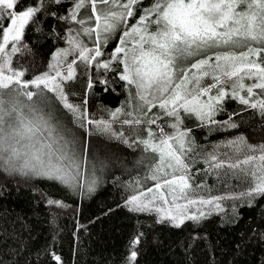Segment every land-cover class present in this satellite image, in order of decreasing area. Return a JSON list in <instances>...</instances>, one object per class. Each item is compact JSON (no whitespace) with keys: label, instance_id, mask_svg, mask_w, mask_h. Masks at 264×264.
Returning a JSON list of instances; mask_svg holds the SVG:
<instances>
[{"label":"snow or ice","instance_id":"1","mask_svg":"<svg viewBox=\"0 0 264 264\" xmlns=\"http://www.w3.org/2000/svg\"><path fill=\"white\" fill-rule=\"evenodd\" d=\"M143 2L0 0V173L91 193L95 166L85 165H90L93 133L129 148L142 146L148 155L137 163L146 175L129 183L133 194L123 206L179 228L206 218L203 208L219 209L225 198L189 196L196 162L242 175L250 183L248 195H264V143H249L240 133L211 151H198L193 129L185 126L191 120L197 127L238 129L234 118L249 110L264 121V0H149L142 7ZM43 15L64 25L68 46L43 66H26L21 57L31 49L25 30ZM113 38L115 45L103 59ZM107 73L124 82L128 100L97 117L89 111L88 97L96 84L108 90ZM228 99L241 108L217 121ZM123 126L140 127L143 136L128 137ZM45 203L66 207L47 196ZM142 236L129 241L125 264H136ZM47 255L52 264H64L54 250Z\"/></svg>","mask_w":264,"mask_h":264},{"label":"trees","instance_id":"2","mask_svg":"<svg viewBox=\"0 0 264 264\" xmlns=\"http://www.w3.org/2000/svg\"><path fill=\"white\" fill-rule=\"evenodd\" d=\"M148 2L144 0L141 6H147ZM65 34L62 23L43 15L36 25L25 30L23 39L31 54L21 60L26 61V66L32 63L43 66L52 53L68 46L62 38ZM86 42L91 46V41ZM114 45L115 38L104 49L103 59L108 58ZM82 71L77 69L78 73ZM106 75L111 81L108 90L96 84L88 97L89 111L97 117L104 110L124 106L128 100L124 82L114 73ZM83 83L81 76L78 86L81 93ZM74 100L79 103L80 97ZM240 108L236 101L225 100L224 111L215 119L225 121ZM234 119L240 128L230 129L219 124L197 127L191 120H185V126L193 129L198 151L200 148L211 151L213 145L240 133L249 143H264V121L252 110ZM115 127L121 128L119 124ZM121 130L128 137L143 136L140 127L133 131L123 126ZM141 148H129L118 140L93 133L87 154L90 165H85L86 169L95 166L97 184L91 193L81 194L48 181L0 173V260L3 264H52L47 255L51 250L62 257L64 264H125L128 243L137 233L143 236L136 264H264V195H248L247 179L225 177L227 169L210 170L206 163L194 164L192 183L199 187L189 196L225 197L218 201L219 209L204 207L209 215L199 221L189 220L176 228L167 223L157 224L155 214L124 207L125 199L133 194L129 183L146 175L144 166L137 163L148 155ZM151 183L146 182L149 186ZM45 196L63 201L66 207L47 206Z\"/></svg>","mask_w":264,"mask_h":264},{"label":"rangeland","instance_id":"3","mask_svg":"<svg viewBox=\"0 0 264 264\" xmlns=\"http://www.w3.org/2000/svg\"><path fill=\"white\" fill-rule=\"evenodd\" d=\"M224 176L225 177H227V176H230L231 178H233V179H240V178H246V177H244V176H242V175H239V174H237V173H235V172H232V171H228V172H225L224 173ZM247 179V178H246ZM247 181L249 182V180L247 179ZM211 184V181H209V185ZM202 187V186H201ZM202 188H204V187H202ZM197 190V187H196V185L193 183V189L189 192V193H194L195 191ZM199 190V189H198Z\"/></svg>","mask_w":264,"mask_h":264}]
</instances>
